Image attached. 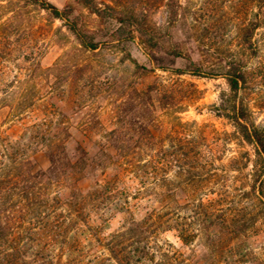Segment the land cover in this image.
Instances as JSON below:
<instances>
[{
	"label": "trees",
	"instance_id": "trees-1",
	"mask_svg": "<svg viewBox=\"0 0 264 264\" xmlns=\"http://www.w3.org/2000/svg\"><path fill=\"white\" fill-rule=\"evenodd\" d=\"M20 1L61 19L75 37L77 51L112 47L141 74L159 68L177 75L224 77L227 90L220 94L216 112L231 122L238 142L253 145L254 152L252 158L245 150L226 166L219 163L218 147L230 133L210 137L204 123L175 114L190 98L183 100L164 82L124 88L114 103V125L101 124L93 152L80 143L71 148L69 128L51 123L46 112L24 124L18 137L0 135V264H192L183 249L161 237L167 230L186 246L198 240L209 256L226 254V246L256 220L255 212L247 214L242 204L230 205L229 169L251 162L244 194L264 202V123L256 120L243 95L254 79L251 60L264 42V31L262 39L256 36L264 29V0H252L235 41L198 38L195 48L168 43L148 20L163 3L173 21L177 0H137L139 12L122 0H68L62 7L49 0H7L0 2V43H10L20 29L30 28L28 10L13 6ZM87 15H93L94 24ZM131 43L142 48L150 65L136 60ZM6 48L0 49V107L7 106L18 118L58 87L56 69L63 58L43 66L24 50L17 78L8 64L17 55ZM73 68L78 74L67 73L62 81L69 79L83 100L89 94L76 81L89 77L94 66L80 59ZM16 80L20 86L13 89ZM158 111L171 119L168 127ZM84 125L94 126L89 120ZM36 144L48 160L44 167L26 152ZM86 178L90 184L83 187Z\"/></svg>",
	"mask_w": 264,
	"mask_h": 264
},
{
	"label": "rangeland",
	"instance_id": "rangeland-1",
	"mask_svg": "<svg viewBox=\"0 0 264 264\" xmlns=\"http://www.w3.org/2000/svg\"><path fill=\"white\" fill-rule=\"evenodd\" d=\"M49 1L62 7L68 0ZM122 1L128 8H135L139 12L137 0ZM0 2L4 3L7 0H0ZM177 2L178 13L173 21H168L163 3L153 8L148 14V20L168 43L180 42L187 48H195L198 38L206 43L221 42L222 44L235 41L237 28L246 21L247 10L252 4V0H177ZM13 6L28 10L30 28L24 32L20 29L10 38V43H0V49L3 47L5 50L6 46H10L13 48L12 56L17 55L15 61L8 63L12 74H18L17 78L22 76V73L19 74L21 70L19 58L24 50L35 54L43 66L59 61L60 57L63 59L62 62L59 61V67L56 69L57 74H60L58 78H55L56 83L58 81V87L47 99L41 100L35 110L16 118L9 113L7 106L0 107L1 136L18 137L24 124L44 116L47 112L49 114L45 115L51 123H61L69 128L71 136L68 142L71 148L80 143L90 152L96 151L101 139V124L105 127L114 125V103L121 98L123 89L133 85L144 87L157 81L176 88L177 93L181 95L180 98H184L183 100L189 96L190 99H187L189 103L174 111L182 119H195L199 123H204L210 137L217 133L219 136L226 137V133H230L229 138H223L218 147L221 152L219 163L226 166L231 156L239 155L245 150L249 152L250 158L253 157V145L238 142L231 122L216 112L220 94L227 90L224 77L177 75L159 68L146 74L137 73L134 71V63L129 59L121 60L122 53L112 47L103 46L91 52L77 51L78 44L71 31L61 19L50 16L45 10L25 5L22 1L14 2ZM83 12L86 14V10L83 9ZM85 19L90 24L95 22L93 15H87ZM263 31V28L257 30L256 36L259 39L263 38ZM130 48L139 63L151 64L138 44L131 43ZM66 50L69 52L64 54ZM80 59L87 60L94 66L89 77L82 74L83 77L76 81L78 88H83L85 95L89 94L83 100L82 96L78 97L74 93L75 87L68 83L69 79L62 81V77L67 73H77V70L74 68L72 70V67ZM251 67L252 75H254L253 83L244 90L243 95L251 104L256 120L264 123L263 41L260 42L258 54L251 60ZM52 79L54 81V76ZM12 86L13 89H18L20 82L16 80ZM64 98L70 100L66 101ZM159 118L164 128L169 126L170 118L165 117L161 112H159ZM87 120L94 125L92 128L84 125ZM26 152L35 159L37 165L43 167L47 165L48 160L41 144L29 147ZM251 166L249 162L240 170L231 168L228 171L232 198L229 201L230 205L242 204L247 214L255 212L256 220L243 235L234 240L235 242L226 246V254L223 252L209 256L198 240L186 246L181 243L173 230L164 231L161 237L183 249L192 264H264V202L254 197L252 200L251 196L244 194L248 187V172ZM89 184L90 180L87 178L81 182L83 187ZM238 258L240 259L237 260Z\"/></svg>",
	"mask_w": 264,
	"mask_h": 264
}]
</instances>
